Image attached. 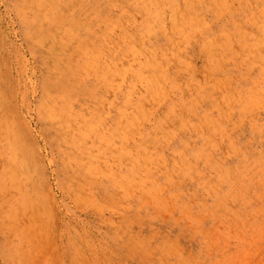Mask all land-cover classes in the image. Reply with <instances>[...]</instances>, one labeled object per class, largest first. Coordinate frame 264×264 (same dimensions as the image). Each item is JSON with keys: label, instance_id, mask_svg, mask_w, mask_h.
<instances>
[{"label": "rangeland", "instance_id": "rangeland-1", "mask_svg": "<svg viewBox=\"0 0 264 264\" xmlns=\"http://www.w3.org/2000/svg\"><path fill=\"white\" fill-rule=\"evenodd\" d=\"M47 1L0 0V264H264V0Z\"/></svg>", "mask_w": 264, "mask_h": 264}, {"label": "bare ground", "instance_id": "bare-ground-1", "mask_svg": "<svg viewBox=\"0 0 264 264\" xmlns=\"http://www.w3.org/2000/svg\"><path fill=\"white\" fill-rule=\"evenodd\" d=\"M33 1H36V0H30V2H32V4H33ZM175 1V0H174ZM173 0L171 1V2H169L170 4L169 5H171L170 6V11H171V13H174V11L175 12H177V6L176 5H174L175 4V2H174ZM176 2H177V0H176ZM157 3H162V2H157ZM53 5H54V3H53V1L52 0H49V1H47L46 3H45V7L46 8H53ZM158 4H156V7L158 8ZM164 8V7H163ZM162 9V8H161ZM163 10V9H162ZM158 15H159V10H158ZM160 18V17H159ZM171 23H172V19H171ZM145 28H148V26H146ZM156 39L157 40H152L153 42H155V43H160V41H161V38L160 37H158V36H156ZM129 41V38L127 39V42Z\"/></svg>", "mask_w": 264, "mask_h": 264}]
</instances>
